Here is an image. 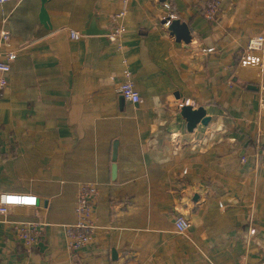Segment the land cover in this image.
I'll list each match as a JSON object with an SVG mask.
<instances>
[{"label": "crops", "instance_id": "1", "mask_svg": "<svg viewBox=\"0 0 264 264\" xmlns=\"http://www.w3.org/2000/svg\"><path fill=\"white\" fill-rule=\"evenodd\" d=\"M209 1L171 0L186 42L159 18L162 0H45L47 26L41 0L0 4V57L15 52L0 93V192L39 201L35 215L0 214V264H264V75L253 69L264 50L242 54L264 32V0H219L217 21L203 15ZM120 11L118 40L70 36L94 16L106 31ZM125 69L138 102L119 94ZM185 101L209 122L189 131ZM81 182L98 188L95 228L70 252L63 226ZM175 212L190 221L183 233ZM40 219L28 246L17 226Z\"/></svg>", "mask_w": 264, "mask_h": 264}, {"label": "built area", "instance_id": "2", "mask_svg": "<svg viewBox=\"0 0 264 264\" xmlns=\"http://www.w3.org/2000/svg\"><path fill=\"white\" fill-rule=\"evenodd\" d=\"M7 1L9 0H0V4ZM219 4V0H211L207 3L203 10L205 19L209 21H217L224 15V11L220 8ZM162 5L166 12L159 18L162 20L163 25L168 26L171 19L175 16L173 12V5L171 0H162ZM123 13L124 11H120L111 15L112 26L110 27V32L107 35L109 39L113 41L118 40L120 34L124 31L123 25L119 22ZM80 35L81 33L79 31H70V36L72 38H78ZM1 37L2 39L7 40L8 34L2 31ZM254 50H264V32L249 37L242 54H246ZM14 57V51L7 52L5 58L0 57V93L6 86V74L10 70V63ZM241 67L249 68L246 64H242ZM253 67L254 70L264 75V63H259V65ZM130 75V71L125 69V79L119 84L118 91L123 99L134 103L138 102L141 97L134 85V82L130 78ZM181 104L183 105L188 103L185 101V103ZM181 104L179 105L180 107ZM259 107L260 109H264V96L262 94L259 96ZM97 195L98 188L94 183L81 182L78 184L74 205L75 221L73 223L64 224L63 226L66 249L70 252L78 250L92 240V233L95 228L93 210ZM38 202L37 196L32 193L0 192V214L7 216L12 209H20L22 211H26L29 215H35L37 214L36 211L38 209ZM175 210H177V207H175ZM44 225H46V221L44 219H40L38 222H19L16 232L18 237L26 245L35 246L41 241V229ZM174 226L176 232L183 233L190 226V221L183 214L175 212ZM249 232L253 233L254 227L251 228Z\"/></svg>", "mask_w": 264, "mask_h": 264}, {"label": "water", "instance_id": "3", "mask_svg": "<svg viewBox=\"0 0 264 264\" xmlns=\"http://www.w3.org/2000/svg\"><path fill=\"white\" fill-rule=\"evenodd\" d=\"M45 0H41V7L39 13V19L44 26H47L49 23L47 13L44 8ZM97 16L93 17L92 23L89 27L82 31L81 34H94V33H105L108 34L110 29H99L96 27V19ZM168 29L175 34L178 39H182L183 41L190 40L189 28L186 23L179 21V19H171ZM180 114L184 117L186 121V127L189 131H191L197 123L207 124L210 120V116L206 115V111L202 106L192 107L190 104H183L179 109ZM116 155V142L113 145V154L112 157L115 159Z\"/></svg>", "mask_w": 264, "mask_h": 264}]
</instances>
